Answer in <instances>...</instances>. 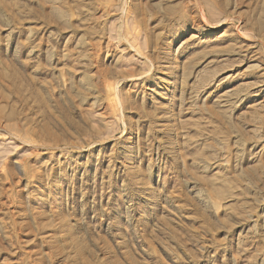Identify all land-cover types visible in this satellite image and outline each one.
I'll return each mask as SVG.
<instances>
[{"label": "rangeland", "instance_id": "obj_1", "mask_svg": "<svg viewBox=\"0 0 264 264\" xmlns=\"http://www.w3.org/2000/svg\"><path fill=\"white\" fill-rule=\"evenodd\" d=\"M0 264H264V0H0Z\"/></svg>", "mask_w": 264, "mask_h": 264}]
</instances>
